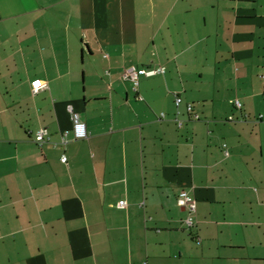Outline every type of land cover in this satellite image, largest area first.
I'll return each mask as SVG.
<instances>
[{
    "label": "crops",
    "instance_id": "1",
    "mask_svg": "<svg viewBox=\"0 0 264 264\" xmlns=\"http://www.w3.org/2000/svg\"><path fill=\"white\" fill-rule=\"evenodd\" d=\"M0 264H264V0H0Z\"/></svg>",
    "mask_w": 264,
    "mask_h": 264
},
{
    "label": "built area",
    "instance_id": "2",
    "mask_svg": "<svg viewBox=\"0 0 264 264\" xmlns=\"http://www.w3.org/2000/svg\"><path fill=\"white\" fill-rule=\"evenodd\" d=\"M164 67L158 66L156 68H148V69H135L134 67H129L124 70L122 74V78L125 80H129L132 83L134 91L137 90L138 86V78L140 75L144 76H152L158 73H163ZM42 81L40 79H35L31 81V87L33 90H37L42 87ZM181 103V98L179 96H175V105L178 106ZM234 106L236 108L241 107V103L238 100H235ZM70 111V117L72 126L70 130L63 131L60 135V143L66 144L70 139H84L87 137V131L85 123L80 119L79 114L73 111L70 107H68ZM186 111L191 116L192 119H199V114L195 111L193 105L191 103L186 104ZM163 116V114H161ZM229 120L233 119L232 116L228 117ZM178 125H181V121H178ZM48 132L45 128H40L35 132L34 140L36 143L41 144L44 141L48 140ZM227 154V151H225ZM62 162H66V157L63 155L61 157ZM184 201L186 205H188V214L185 217L184 223L190 227L194 224V216L193 212L195 210V202L193 199L189 197H185ZM125 205V201L121 200L117 203L118 207H123Z\"/></svg>",
    "mask_w": 264,
    "mask_h": 264
}]
</instances>
